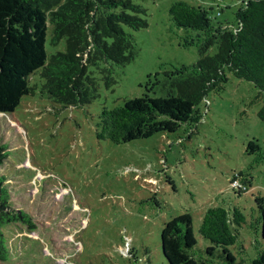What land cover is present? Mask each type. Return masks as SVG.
I'll return each instance as SVG.
<instances>
[{"label":"rangeland","instance_id":"obj_1","mask_svg":"<svg viewBox=\"0 0 264 264\" xmlns=\"http://www.w3.org/2000/svg\"><path fill=\"white\" fill-rule=\"evenodd\" d=\"M178 1L209 10L216 27L234 24L240 2L135 0L148 26L125 27L135 50L131 62L105 60L89 68L98 84L90 106L58 109L36 92L0 116V145L7 152L0 175L12 207L33 223L32 229L21 223L2 228L9 250L0 264H167L162 228L185 213L197 240L194 253L210 259L198 228L211 206L241 213L230 248L237 261L250 262L263 250L264 205L256 198L264 199V123L254 85L226 72L224 90L200 104L195 127L118 145L95 136L102 108L164 96L161 81L199 59L196 45H185L194 34L169 18ZM64 50V41L47 45L50 54Z\"/></svg>","mask_w":264,"mask_h":264},{"label":"trees","instance_id":"obj_2","mask_svg":"<svg viewBox=\"0 0 264 264\" xmlns=\"http://www.w3.org/2000/svg\"><path fill=\"white\" fill-rule=\"evenodd\" d=\"M144 13L135 0H0V116L12 114L23 98L36 92L58 109L90 106L98 84L89 68L105 60L121 66L131 62L135 50L125 27L147 28ZM169 18L177 28L194 34L185 38V45H196L199 59L189 70L161 81L164 96L135 97L113 109L102 108L95 122L96 138L118 145L174 133L181 126L195 127L202 119L200 104L210 93L224 90L226 72L255 86L262 101L257 117L264 123V0H240L234 24L216 27L209 10L184 1L170 6ZM62 41L64 52H47L48 44ZM6 157L0 145V168ZM7 185L0 175V263L9 250L2 228L18 223L33 228L31 217L12 207ZM256 202L264 205L261 197ZM242 222L237 209L205 210L198 233L209 243L208 259L194 253L197 240L191 216L173 218L161 231L165 262L264 264V248L250 262L237 261L230 252Z\"/></svg>","mask_w":264,"mask_h":264}]
</instances>
